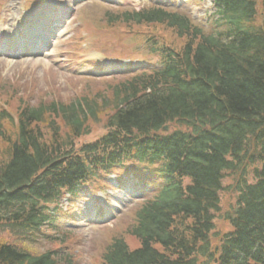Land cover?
<instances>
[{"label": "trees", "instance_id": "1", "mask_svg": "<svg viewBox=\"0 0 264 264\" xmlns=\"http://www.w3.org/2000/svg\"><path fill=\"white\" fill-rule=\"evenodd\" d=\"M211 4L208 33L186 13L154 4L112 12L110 29L163 26L181 45L155 44L156 69L111 81L104 96L20 102L16 118L0 110V226L21 241H47L48 205L60 192L98 188L102 175L132 163L155 189L130 209L131 225L111 239L101 264H264V6ZM99 122L106 133L76 147ZM170 123L185 130L160 133ZM226 190L235 195L225 216L231 231L214 245ZM60 257L0 243V264Z\"/></svg>", "mask_w": 264, "mask_h": 264}, {"label": "rangeland", "instance_id": "2", "mask_svg": "<svg viewBox=\"0 0 264 264\" xmlns=\"http://www.w3.org/2000/svg\"><path fill=\"white\" fill-rule=\"evenodd\" d=\"M158 1L162 4L169 3L170 8L178 7L206 33L210 31L216 19L213 18L215 9L209 0ZM254 1L260 12L264 0ZM155 2L154 0H0V39L6 33H15V38L20 39V42L25 41L30 35L34 39H40V30L30 31L27 30V26H33L37 16L42 15L41 20L47 28L46 36L49 34L48 45L51 43L48 49L43 48L39 51L23 49V43L22 48L9 49L10 55L0 56V110L4 112L7 110L13 118H16L20 102L30 106L40 101L70 102L76 97L87 94L104 96L110 90L107 85L112 83L111 81L122 79L124 74L131 72L115 73V71L128 69L127 66L130 65H133V68L129 69L132 71L136 69L145 71L155 67L160 61V55L152 51L155 44L158 48L166 47L167 44L175 47L181 45L171 31L163 26L130 28L122 25L121 29L119 27L110 29L105 20L112 12L123 8L141 9L142 6L153 5ZM58 18H61V21H58ZM50 20H52L51 24L47 25ZM17 53L19 55H16ZM101 125L102 123H97L91 134L77 140L76 147L103 136L106 130ZM169 127L170 130H185L174 123ZM6 128L8 133L13 130L10 124H7ZM111 179L113 180V177ZM230 183L231 178L228 177L223 186H229ZM147 188L149 185L141 186L143 192L149 190ZM122 191L120 187L108 189L106 193L111 194L105 195L106 201L95 202L109 210L107 215H100L101 219L115 216L112 222L108 220L109 222L106 221L99 226L89 224V227H83L82 223H78L75 225L79 227L74 225L72 227L75 228H72L69 227V222L74 224L73 221L67 223L63 221L57 227V231L50 228L44 230V233L53 240L47 238V241H41V239L36 243L21 241L15 231L3 225L0 226V243L10 244L35 255L55 251L61 256L58 264H67L65 259L70 260V264H101V257L111 239L115 235L121 236L131 225L130 203L142 196L131 198L127 204L128 208L125 210L122 208L124 211L116 216L113 206L119 208L117 202L119 199L125 200L127 196H124ZM234 196V193L228 190L220 195V212L215 216L214 233L211 236L214 245L218 244L214 240L215 237L231 231L226 224L225 216L230 214L226 208L228 204L234 202ZM93 201V197H87V202ZM90 204L92 203L88 206H92ZM85 208L80 204L75 214H79ZM72 210L71 206L67 213ZM125 240L131 249L138 247L134 239L127 236Z\"/></svg>", "mask_w": 264, "mask_h": 264}]
</instances>
